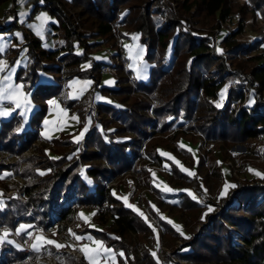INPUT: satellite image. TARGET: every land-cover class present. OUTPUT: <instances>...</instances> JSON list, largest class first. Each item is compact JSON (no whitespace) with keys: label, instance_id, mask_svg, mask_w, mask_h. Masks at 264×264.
<instances>
[{"label":"trees","instance_id":"16d2710c","mask_svg":"<svg viewBox=\"0 0 264 264\" xmlns=\"http://www.w3.org/2000/svg\"><path fill=\"white\" fill-rule=\"evenodd\" d=\"M160 1L154 9L150 8L149 0H35L34 10L43 7L50 12L55 17L51 25L65 35L55 41L53 48L45 47L42 38L28 26H21L16 21V11L0 21V31H13L16 27L21 30L24 42L10 46L4 54L8 55L10 65L16 53L24 49L26 62L17 67L15 79L23 82L24 90L30 91L31 99L38 104L29 118V126H23L18 109L8 118H0V150L18 154L29 146L37 150L13 162L0 158V171L10 168L23 175L26 179L21 188L27 192L26 200L7 195L0 207V229L15 228L22 221H37L48 227L55 206L58 221H66L71 201L104 200L114 217L109 227L83 231H93L105 243L121 249L124 255L119 254L120 264H138L136 249L141 243L143 259L159 264L145 242L154 229L139 211L104 184L126 170L136 169L143 185L153 188L158 197L156 203L147 200L149 211L157 215L167 235L182 238L181 244L170 245V254L182 259L175 264H264V180H235L231 183L235 187L230 186L232 193L221 195V192L220 201L208 193L206 181L212 177L211 171H200L208 160H214V171L218 170L217 158L211 152L213 144L219 143L223 148L234 142L251 145L264 136V61L246 68L234 60L239 51L247 54L259 46L264 40V27L260 36L237 41L235 36L242 29L241 13L240 20L222 31L220 37H217L219 30L198 33L187 17L172 13L167 2ZM236 2L178 0V5L188 14L201 11L212 16L217 11L224 17ZM249 3L264 21V0ZM241 5L246 6V1ZM68 6L77 8L78 22ZM84 25H91L93 33L99 34L97 42L112 41L116 35L130 38L133 33L146 47L143 57L153 63L149 78L130 83L133 68L126 69L118 62L116 84L99 85L100 67L105 62L90 54L93 41L88 40L87 31L78 28ZM77 46L82 50H76ZM85 60L90 66L80 68L78 73L89 79L86 91L92 97L97 90L112 93L114 99L94 97L102 116L90 124L89 130L85 129L82 142L87 148L77 146L76 141L81 139L59 132L52 137L55 151L50 154L44 145L35 144L41 137L40 120L48 109L46 99L60 90L61 73L72 75ZM39 70L52 73L54 81L38 80ZM145 97L154 99L150 107L153 116L145 113L148 106ZM76 100L71 96L64 104L73 108ZM181 137L198 140V160L186 146L179 145ZM143 140L156 163L162 157L160 147L177 152L192 169L196 161L194 175L175 170V178H170L175 182V187L170 188L173 191L154 186L150 167L144 163L135 166ZM204 144L207 146L200 153ZM183 185L197 187L196 199ZM161 203L180 214L183 227L188 223L190 226L197 223L198 227L181 235L182 231L157 214ZM98 216L104 223V217ZM28 228L18 233L23 236ZM236 236L243 241L239 242ZM27 255L28 252L0 243V264H10ZM57 256L64 257L62 264L75 258L62 249Z\"/></svg>","mask_w":264,"mask_h":264},{"label":"rangeland","instance_id":"374dc122","mask_svg":"<svg viewBox=\"0 0 264 264\" xmlns=\"http://www.w3.org/2000/svg\"><path fill=\"white\" fill-rule=\"evenodd\" d=\"M167 2L168 6L171 7L172 13L178 14L181 16L187 17L190 21L193 27L198 29V33H204L208 32V30H219V34L217 37H220L222 35V31L228 30L230 27L234 26L235 23H237L241 16V22H242V29L239 34H236L235 38L237 41H247L248 39H251L252 37L260 36L263 34V27H264V21L263 18H261L258 10H256L253 6V4L249 3V0L246 1V6L241 5V2L244 0H236L237 2L234 4V6L230 9V11L224 16L220 17L217 14V11H215L214 15H207L206 13H203L201 11H194L192 14H188L183 11V9L178 5V0H164ZM35 0H23V3L20 2V0H0V21L7 18V16H13L15 15V11L17 13L16 21L23 27L27 28L28 26L34 33H39L38 35L42 38V43L46 42L47 39V29L48 27H51V21L52 19H55V17L50 14L46 9L42 8H36L34 10L33 3ZM161 3L160 0H149V6L150 8H154L156 3ZM68 11H71V14L76 22L79 20V16L77 15V8L68 6ZM155 9V8H154ZM46 17L47 19H41V17ZM80 30H85L88 32V40L93 41L90 44V54L92 55L93 52H96L97 54L99 52H107L109 59L107 61H104L105 65L110 66V70L107 72L102 73L100 67V75L99 79L102 80V76L108 74L113 76L114 83L116 84L117 78V70H116V63L122 62L127 69L131 65L133 69L138 66V61L141 58H143V54L145 50L144 43L139 41L138 39H135L136 36L131 33L130 38L124 37L121 35H116L112 41H96L98 38H101L98 35L93 33V28L91 25L87 26H79ZM124 28V27H122ZM18 31L14 30V34H10L8 37L9 44H20L23 41V37L21 36V30L19 28H16ZM11 30L5 31L7 33H11ZM51 33V32H50ZM49 33V34H50ZM19 34V35H17ZM51 36L54 37V45L55 41L57 39L64 38L65 35H62L61 30L58 28L51 33ZM13 38V41L11 40ZM123 43V44H122ZM13 44V46H14ZM121 45L123 46L122 50ZM10 47V46H9ZM8 47V48H9ZM76 50L81 51L82 47L77 46ZM17 55L14 57V61L11 63V65L8 67V69H14V72L11 73L12 81L16 85H22L21 80L15 79V71L17 70V66L20 62H26V56L27 54L25 51H21L16 53ZM254 57V58H251ZM228 61H231L229 58H227ZM234 60L239 62L243 67L251 68L254 63L259 61H264V40L259 44V46L253 48L250 50L249 53L244 54L241 51H239L236 54V57ZM84 62V61H83ZM149 62V61H148ZM82 63V62H81ZM79 64V67L75 68L74 74L67 76L64 73H61V87L58 91L59 95V101L62 102L65 110L62 112V115L59 116V126L58 131L56 132L54 136H57L59 132L67 133L69 135H72L73 139L78 140L81 139V141H76L78 147H84L87 148L86 144L82 142L83 136H85L84 132L86 130H89L90 124L95 121L96 119H99L102 116V111H100V107L96 104L94 100V94L93 97L86 91V88L82 90L81 95H77V100L75 106L73 108H69L64 104L65 99L71 97L72 95L68 91L69 89V82L70 78L72 76L81 75L78 73L80 71V68L90 66L87 65H81ZM8 69L3 71L2 76L8 75ZM185 76V74H184ZM130 79L128 81L130 83H133L136 77V73L134 71L131 72ZM149 78V77H148ZM147 78V79H148ZM99 81V85H100ZM114 84V85H115ZM111 85L110 87L114 86ZM108 86V85H103ZM27 92V91H26ZM22 87L20 89V94L15 97L14 99L19 102V109L20 111H27V106L30 105V102L33 100L31 99V95H27ZM96 92H99V97L102 98L103 96L107 97L108 99L113 100L114 95L112 93H103L99 90ZM141 94V93H140ZM264 94V89H263ZM143 96V93L142 95ZM147 108L145 109V113L153 116V113L150 109V107L153 105L154 99L151 97H145ZM130 100V99H129ZM133 100V99H132ZM46 102L47 99H46ZM121 105L128 106L127 104L121 103ZM5 106L11 107L12 103L9 101H5ZM25 123V122H23ZM57 120H55V117L50 120V123L48 125V128L43 126V134L47 133L57 125ZM26 124V123H25ZM27 125V124H26ZM29 126V125H28ZM34 128V127H33ZM39 129V128H38ZM86 129V130H85ZM148 129L151 130V125H148ZM83 132V135L81 136V133ZM52 137L44 136L41 134V137L37 138L35 141V144L44 145L47 150H50V154H54L53 151H55L54 148V142L52 140ZM179 145L186 146V148L190 151V154L193 158L197 159L198 156V146L199 142L198 140L188 139L181 137L179 140ZM207 144L202 145L200 153L205 149ZM77 147V149H79ZM145 142H143L140 145V148H138L139 157L135 162V166H140L141 163H144L146 166L150 167V173H151V181L154 186L160 187V188H171L175 187L174 181H171L170 178H175V170H183L187 169L189 173H193V169L197 168L196 161L195 165L193 166V169L189 167L185 162L184 159L175 151L172 149H166L164 147L159 148V153L162 155L161 160H158V163L155 162V160L152 158V156L146 151L145 148ZM33 146H29L25 149H23V152L14 153L13 151H5L0 150V158H3L6 162H13L17 158H20L22 156H27L31 154L32 152H35ZM211 152L215 155L217 158V165L218 170L214 171L213 166L214 160H208L204 167L200 168L201 172H206L205 170L211 171V176L206 181V184L209 185L208 187V193L211 198H215V200H220V193L226 192V194L232 193V187H230L233 181L238 180L240 182H252L254 180L262 182L264 178L260 175L254 174L253 171H249V169L255 170V172H259L261 174H264V136L262 138H256L254 140V143L249 145L245 142H234L232 145H229L228 148H223L220 146V144H213L211 146ZM247 161V162H246ZM23 165V163H21ZM21 165V166H22ZM184 171V170H183ZM188 173V174H189ZM138 171L136 169L132 170H126L116 177H113L110 181L105 180L104 184L109 186L110 189H112L113 192L116 191V194L119 195L121 198H123V201L126 203H130L132 207H134L137 211L143 213V218H145L146 223H148L154 230L153 234L147 239H145L146 245L148 244L150 248V252L155 253L154 258L159 262V264H175L176 262L182 261V259L173 256L170 254V245H179L181 244L182 238L174 237L172 235H167L164 232V228L161 227V224L159 223V219L156 214H153L151 211H149L148 205L146 202H154L158 200L157 195L154 193L153 188H149L146 185H143L142 180L138 176ZM25 177L21 175L19 172L12 171L10 168H3L0 171V207H2L6 201L7 195L11 194L14 196H18L19 198L26 200L27 199V192H25L21 187L25 183ZM229 185V187L225 190V185ZM204 186V185H203ZM182 187V186H181ZM189 192H191L194 195H198V189L197 187L193 188L187 185H183ZM205 187V186H204ZM127 198H130L128 200ZM148 200V201H147ZM223 200V199H222ZM161 208L157 210V214L160 216L167 218L169 221L172 222L173 225L179 226L180 231L183 232L184 235H187L188 232L192 229L197 228L199 224L197 223H190L191 226L184 224L183 227V218L180 216V214L176 211H173L172 209L168 208L167 204L161 203ZM86 212V213H85ZM88 213V215H87ZM80 218H79V224L78 228L79 231L85 233L88 237H90L91 241H94L98 238L96 234L93 233V231H86L84 228H97L100 229L102 227L108 228L113 220V216L111 215L110 211L105 205V210L103 212L96 213L92 211L89 208L81 209L80 211ZM98 215H102L104 217V223H102L98 218ZM60 220V219H59ZM58 229L61 228V226H64V223L66 221H57ZM100 227H98V225ZM19 228L21 225H24L25 228H29L24 232L25 234L22 236L19 232L10 227H4L0 229V236L4 235V232L7 231L8 235L5 237L3 242L9 244V246L16 247L17 249L23 250L24 252H28V255L19 259V260H12L10 264H36V259L38 256H43L48 251L49 253H53L58 259V263L62 264L61 262L64 260V257L57 256V252H53V248H56L55 245H49L44 243L43 240L37 241L35 237L42 236L40 232H35V228L37 226H43L37 221H22L19 224ZM196 225V226H195ZM34 226V227H33ZM31 227H33V233L32 236H29L28 231ZM45 227V226H43ZM192 227V228H191ZM52 227V229H54ZM235 228V227H234ZM32 229V228H31ZM45 238V240H52L55 242H60L58 238H56L55 232L51 231L50 234L46 236H42ZM239 242L243 241L240 239V237H235ZM0 242V243H3ZM42 247L39 249H34L33 245L39 246L40 244ZM86 243V242H85ZM63 245V243H59ZM102 245L92 247L91 252L86 255L88 264H120V258L119 254L120 252L118 249L116 250L112 244H108L107 242L102 239ZM29 245V247H27ZM143 243L139 244L136 249V255L139 256L138 258V264H150L146 262L143 259L142 253H141V246ZM86 246V245H85ZM105 249H111L112 251L110 253L105 252ZM59 250V249H58ZM123 252V251H122ZM74 260H71L69 264H73ZM175 262V263H174Z\"/></svg>","mask_w":264,"mask_h":264},{"label":"crops","instance_id":"0c3cea01","mask_svg":"<svg viewBox=\"0 0 264 264\" xmlns=\"http://www.w3.org/2000/svg\"><path fill=\"white\" fill-rule=\"evenodd\" d=\"M53 20H55V19H52V21ZM51 27H48V29H47V37H46V39H47V41L44 43H42L45 47H48V48H53V46H54V37L53 36H51V33H53L56 29L54 28V26L53 25H50ZM17 28V27H16ZM13 29V31H10L11 33H7V32H5V31H0V45H7V47H5L4 49H3V51H0L1 52V55H0V61H4V62H6V68H5V70H7L8 69V67L11 65H9L8 64V55H6V54H4V51L5 50H7V48L9 47V46H13V44H9V39H8V37L10 36V34H14V30L15 31H18L17 29ZM51 32V33H50ZM50 33V34H49ZM12 41H13V38L11 39ZM15 45V44H14ZM24 49H21L19 52H21V51H23ZM107 52H99L98 54L96 53V52H93L92 53V56L95 58V59H97V60H101V61H107L108 59H109V56H108V54H106ZM20 64H25V62L23 61V62H20L19 63V65ZM87 64H89V62L88 61H84V62H82L81 63V65H87ZM153 63L152 62H148L144 57L143 58H141L140 57V59H139V61H138V66H137V68L135 67V69H133L134 70V72L136 73V77H137V79H142V80H145V79H147L148 78V76H149V69H150V66L152 65ZM18 65V66H19ZM17 66V67H18ZM130 67H131V65H130ZM4 70V71H5ZM2 74H3V72H0V76H2ZM102 80H100V83H101V85H108V86H111V85H114L115 83H114V77L113 76H111V75H108V74H106V75H104V76H102V78H101ZM38 80H40V81H46V82H49V81H54V77H53V74L52 73H47V72H44V71H41V70H39L38 71ZM88 80L89 79H87L85 76H81V75H76V76H72L71 78H70V82H69V89H68V91L70 92V94L72 95V97L74 96V97H77V95L79 96V95H81L82 94V90H84L86 87H88ZM84 88V89H83ZM26 92V91H25ZM95 94H94V97H96V95L98 96V95H100L99 94V92H94ZM26 94L27 95H30V91H27L26 92ZM60 95V94H59ZM59 95L57 94V95H54V96H51V97H49L48 99H47V104H48V109H47V111H46V114L41 118V120H40V122H41V124L39 125V131H40V133L42 134V135H44V136H48V137H52L53 135H55L56 134V132L58 131V126H59V116H61L62 115V112H64V110H65V108H64V106H63V104H62V102H60L59 100ZM105 96H103V98H104ZM105 98H107V97H105ZM49 101H55V103L54 104H50L49 103ZM38 107V104L37 103H35V102H30V105H28L27 106V111H23V112H21L20 110L21 109H19V107H16L15 106V104L14 103H12V106L11 107H7V106H5V108H6V110L9 112V114L8 115H6V116H0V118H8L9 116H11L12 115V113L16 110V109H18V111H17V114L19 115V116H21V121H22V123L23 122H25V123H23V126H28L30 123H29V118H30V116L33 114V111L34 110H36V108ZM55 117V120H57V125H55V127H53L52 129H50V131H48L47 133H45V134H43V126H45L46 128H48V125H49V123H50V120L51 119H53ZM45 121H47L48 123L47 124H45ZM86 213V212H85ZM87 215H88V213H87ZM17 232H18V229L20 230V228H19V225H16V227L14 228ZM84 234V236L87 238V240L83 243V245L84 246H82V247H85V245H86V249H87V251H86V253H85V256L88 254V253H90L91 252V249H92V247L94 248L95 246H99V245H102L101 243H102V238H100V237H98L96 240H94V241H91L90 239H89V237L85 234V233H83ZM42 235V234H41ZM42 236H44V235H42ZM100 242L99 244L98 243H96V242ZM42 244V243H41ZM41 244L37 247L38 249H39V247H41ZM36 248V249H37ZM120 253H123L122 252V250L121 249H119L118 250ZM87 258V257H86ZM88 259V258H87ZM89 260V259H88Z\"/></svg>","mask_w":264,"mask_h":264},{"label":"built area","instance_id":"2783aa9c","mask_svg":"<svg viewBox=\"0 0 264 264\" xmlns=\"http://www.w3.org/2000/svg\"><path fill=\"white\" fill-rule=\"evenodd\" d=\"M123 44V43H122ZM121 49H123V46L121 45ZM110 66L109 65H105L101 68V72H107L108 70H110ZM247 162V161H246ZM111 180V179H110ZM108 180V181H110ZM71 205V213L69 216V219L66 220V222L64 223V226L58 229V216H57V207H53V211L51 213V221L52 223L48 226V227H43V226H37V228H35V232H40L42 235L46 236L48 234L51 233V231L55 232L56 234V238H58L60 240L61 243H63V245L65 247L59 248V250L57 248H53V252L56 251H60L62 250H66L69 253L74 254L75 256V261L73 264H88L87 262V258L85 256V252L80 251V249L82 248L83 243L87 240V238L84 236L83 232L79 231L78 228V224H79V218H80V211L81 209H86L89 208L92 211L99 213V212H103L105 210V204L106 202L104 200L101 201H89V202H79V201H71L70 203ZM98 225V224H97ZM54 229H52V227H54ZM34 227V226H33ZM33 227H31L28 231L29 236H32L33 233ZM98 227H100L98 225ZM73 233L75 234V236H80V237H84L85 239L82 240H76L75 236L73 235ZM59 242V243H60ZM29 247V245L27 246ZM36 264H59L58 263V259H56L55 255L53 253H49L48 251L46 252L45 255H41L38 256V258L36 259Z\"/></svg>","mask_w":264,"mask_h":264},{"label":"snow or ice","instance_id":"6c2138e0","mask_svg":"<svg viewBox=\"0 0 264 264\" xmlns=\"http://www.w3.org/2000/svg\"><path fill=\"white\" fill-rule=\"evenodd\" d=\"M21 3H23V0H20ZM41 19H47L46 17H41ZM39 34V33H37ZM19 35V34H17ZM7 47V45H0V51H3V49ZM6 68V62L4 61H0V72H3ZM9 74L8 75H4V76H0V116H6L9 114V112L6 110L5 108V101H9L11 103H14L16 107H19V102L17 100H15L14 98L17 97L20 94V89L23 87L22 85H16L14 84V82L12 81V76L11 73L14 72V69H8ZM50 104H54L55 101H49ZM220 105L217 104V107H219ZM48 122L45 121V124H47ZM83 135V132L81 133V136ZM184 171H188L187 169H183ZM249 171H253L254 174L256 175H260L262 176V178H264V174H261L259 172H255V170L253 169H249ZM43 174V173H41ZM189 175H194L193 173H189ZM229 187V185H225V190ZM232 187H235V185H232ZM167 191H173L172 189H166ZM187 191V190H185ZM224 192L221 193V195H223ZM189 195L192 196L193 199H196V196L194 194H192L191 192H189ZM129 207H132L131 205H129ZM212 209L209 208V211H211ZM141 215H143V213H141ZM169 223H172L171 221H169ZM174 227L177 228V230L179 231L180 228L179 226L174 225ZM20 230H25V226L21 225L20 226ZM8 235L7 231L4 232L3 236H0V242H3V240L5 239V237ZM73 235L75 236V234L73 233ZM181 235H183V233L181 232ZM35 239L37 241H41L43 240L44 243L49 244V245H55V247L57 249L65 247L64 245H61L55 241L52 240H45L44 237L42 236H37L35 237ZM76 240H82L85 239L84 237H80V236H75ZM90 239V237H89ZM96 243H100V242H96ZM38 246L37 245H33V248L36 249ZM80 251L85 252L87 251L86 246L82 247L80 249ZM112 250L111 249H105V252L110 253ZM121 256H123V253H120ZM153 255H155V253H153Z\"/></svg>","mask_w":264,"mask_h":264}]
</instances>
